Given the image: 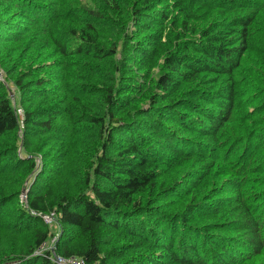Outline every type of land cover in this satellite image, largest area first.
<instances>
[{"label": "trees", "instance_id": "1", "mask_svg": "<svg viewBox=\"0 0 264 264\" xmlns=\"http://www.w3.org/2000/svg\"><path fill=\"white\" fill-rule=\"evenodd\" d=\"M0 71V264H264V0H0Z\"/></svg>", "mask_w": 264, "mask_h": 264}, {"label": "rangeland", "instance_id": "2", "mask_svg": "<svg viewBox=\"0 0 264 264\" xmlns=\"http://www.w3.org/2000/svg\"><path fill=\"white\" fill-rule=\"evenodd\" d=\"M0 81L1 82H3L4 84H6L5 83V79H4V75L2 74V72L0 71ZM10 96L13 98V96H14V90L12 89L11 91H10ZM19 111H20V113L22 114V109H18ZM18 135H19V138H20V140H21V143H20V148H21V150H22V140H23V135H22V132H21V130L18 132ZM38 142L39 141H41V140H37ZM41 143L42 142H40V146H41V148H38V146H34L33 147V149L32 150H34V151H36V152H40V153H44V154H46L47 153V150H45L46 148H44V147H42L43 145H41ZM25 156H27L26 154H25V152L22 150L21 152H20V157H21V159H23ZM41 156V155H40ZM40 156H37L36 158L37 159H35V163H36V165H35V169H33L32 170V172L31 173H29V174H27L26 175V182H25V184L23 185V187L21 188V192H20V194H19V200H20V202H21V204H23L24 206H26L27 205V195H28V188H29V186H30V184L34 181V177H35V174L37 173V172H39V170H40V168L42 167V160H43V158H42V156L40 157ZM32 157V156H31ZM22 173V172H21ZM22 175H25V174H23L22 173ZM43 179H44V177H43ZM14 181V180H13ZM39 181H40V179H39ZM41 183V182H40ZM9 184H12V181H10V180H6V179H1L0 180V190H4V189H7V188H9V187H12V185H10V186H8V187H6L7 185H9ZM42 188V187H41ZM156 198V197H155ZM169 202V201H168ZM161 204V202L160 203H157V205L156 206H159ZM171 204L174 206V204H173V202H171ZM170 204V205H171ZM169 205V206H170ZM155 206V207H156ZM10 210H12V206L10 207ZM171 211H174L173 209H171ZM10 212V211H9ZM38 216H39V214H38ZM41 217V216H40ZM42 219V218H41ZM43 220V219H42ZM53 225V226H52ZM52 225H50V230L52 231V233H53V236L50 238V239H48L47 240V242H46V244H45V246L49 249L50 247H53L52 249H53V252H54V254H56L57 255V257H63V256H60V255H58L59 254V251L58 250H56V244H57V242L61 239L60 238V235H61V229H60V225L58 224V222L55 220L54 221V223L52 224ZM71 233H72V235H74L75 233L73 232V231H71ZM8 237H9V234L8 233H4V232H0V251L6 246V243L8 242ZM78 238V237H77ZM107 238V237H106ZM22 242H26V240L25 239H23V240H21ZM64 241V240H63ZM21 242V243H22ZM118 242H121V240H118ZM76 243H81V240L79 239L78 240V242H76ZM42 248V249H38V251H36L35 252V254H38V255H42L44 252H47V248ZM146 250V249H145ZM4 255H6V253H8L7 251H4V252H2ZM58 253V254H57Z\"/></svg>", "mask_w": 264, "mask_h": 264}, {"label": "built area", "instance_id": "3", "mask_svg": "<svg viewBox=\"0 0 264 264\" xmlns=\"http://www.w3.org/2000/svg\"><path fill=\"white\" fill-rule=\"evenodd\" d=\"M17 113L21 115L20 111L18 110ZM41 218L43 219L44 223L47 225H52L55 221V214L54 213H49L47 215H40ZM46 242L43 243L40 247L42 249L43 247L45 248ZM47 248V247H46ZM53 247H50L49 249L47 248V251H50L52 253V261L54 264H86L85 261L81 258L71 256V257H57V255L54 254L53 252Z\"/></svg>", "mask_w": 264, "mask_h": 264}]
</instances>
